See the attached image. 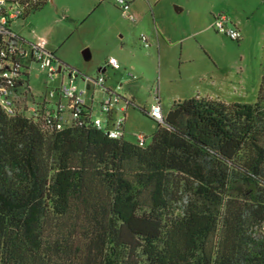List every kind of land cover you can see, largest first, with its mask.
Segmentation results:
<instances>
[{
    "label": "trees",
    "instance_id": "16d2710c",
    "mask_svg": "<svg viewBox=\"0 0 264 264\" xmlns=\"http://www.w3.org/2000/svg\"><path fill=\"white\" fill-rule=\"evenodd\" d=\"M23 1L21 20L44 4ZM0 28V50L26 43ZM4 61L17 67L0 75V264H264V77L256 103L175 101L133 143L108 136L101 103L96 127L58 88L36 101L29 68Z\"/></svg>",
    "mask_w": 264,
    "mask_h": 264
},
{
    "label": "rangeland",
    "instance_id": "374dc122",
    "mask_svg": "<svg viewBox=\"0 0 264 264\" xmlns=\"http://www.w3.org/2000/svg\"><path fill=\"white\" fill-rule=\"evenodd\" d=\"M128 2L130 7L122 9L118 0H44L38 11L13 22L14 33L26 42L22 63L29 68V88L36 101L73 80L92 117L105 123L98 106L106 95L99 86L95 90L92 86L104 61L114 59L120 68L105 64L103 85L134 104L128 109L125 135L133 143L139 133L148 143L154 132L155 123L140 110L150 109L156 89L164 114L173 102L191 98L227 105L257 102L264 77V0H232L237 10L254 9L244 26V42L231 41L213 30L192 36L186 12L177 13L174 8L172 12L171 0ZM165 37L171 43L180 42L167 48ZM156 38L165 51L160 53ZM41 41L46 52L54 55L56 68L62 64L61 72L51 76L30 60L31 48ZM262 93L264 105V86Z\"/></svg>",
    "mask_w": 264,
    "mask_h": 264
},
{
    "label": "built area",
    "instance_id": "2783aa9c",
    "mask_svg": "<svg viewBox=\"0 0 264 264\" xmlns=\"http://www.w3.org/2000/svg\"><path fill=\"white\" fill-rule=\"evenodd\" d=\"M27 1H35V0H27ZM120 3H122L124 6L122 9H127V5L125 4L124 0H118ZM17 2H24L23 0H0V26L5 25L7 22H13L15 20L19 19V16L21 14L20 7L17 5ZM132 19V18H131ZM214 27L217 33L222 34L229 38L231 41H239L241 39V33L238 29L231 27L228 25V18L224 14H219L215 17ZM0 33L1 28H0ZM5 34V37L13 36L5 31H3ZM141 40L144 43L145 47H148V42L144 37H141ZM9 41V40H7ZM13 56L17 57V60L21 61L26 56V52L23 49V45H12L9 43V45L6 47V49L0 50V58H6L7 56ZM30 60L34 63H36L41 70L47 71L51 76L54 75L57 72L56 66L51 62L50 54L46 52L45 50V42L41 41L38 45L33 46L31 48V51L29 53ZM9 59V58H7ZM11 61V60H10ZM4 61L0 63V70L1 76L4 78H9L12 74V72H8L7 69L10 68H16L17 67V61L11 62ZM5 65V68L3 66ZM108 65L111 66L114 69H119V64L114 60L111 59L108 62ZM128 76L132 79H135L136 77L128 73ZM93 83L95 87L99 86V88L105 93L104 88L102 89V85L104 83V79L102 77L96 78V80H93ZM118 89V88H117ZM57 95H60L64 98H68L71 100L72 105L75 107V111H79V106L84 105V99L78 93V89L73 84V81L70 80L68 84H61L60 87H58V91L56 92ZM106 97L101 102L100 109L103 113H109L113 112L117 108V104L119 102V96L115 92L107 91L105 93ZM49 98H52L54 96V92H50L48 94ZM129 104V103H127ZM0 105L1 107L7 112L12 113V101L9 97V93L6 87L2 86L0 87ZM59 109H64V105L60 104ZM32 111H34V108H31ZM148 117L153 120L155 123L162 124L163 123V111L161 108L160 103L155 100L153 105L150 107V110L148 111ZM59 120H63V117H60ZM123 117L116 118L111 121V128H108V136L110 138H119L123 135ZM94 125L96 127H100L102 125V122L100 119H94ZM57 128H60V124H57ZM137 140L140 142H143L144 136L143 134H137L136 135Z\"/></svg>",
    "mask_w": 264,
    "mask_h": 264
},
{
    "label": "crops",
    "instance_id": "0c3cea01",
    "mask_svg": "<svg viewBox=\"0 0 264 264\" xmlns=\"http://www.w3.org/2000/svg\"><path fill=\"white\" fill-rule=\"evenodd\" d=\"M99 1H103V0H99ZM124 2L127 5V8H129L130 3L128 2V0L124 1ZM235 6L236 5H234V6L232 5V0H171L170 5H169V9H171V11L173 12V8H174V10L177 13L186 12V17L188 18L187 21L190 24V27L192 28V33H191L192 36L193 35H200L203 33H210L211 30L216 32L215 27H214L215 17L219 14H224L228 18V25L231 27H235L236 29H238L240 31L241 39L238 42H244L247 39L246 38V29L244 28V26L246 24V21L249 20V17L254 14V9L246 10L245 8H240L239 10H237L235 8ZM167 10H168V8H167ZM243 12H248V13L245 14V16H241V13H243ZM170 39L171 38H168V37L162 38L163 41L166 40L169 43L167 48L170 45L172 47V45L176 44L177 42H180V41H177L176 43H171V41H169ZM146 41H148V40L146 39ZM156 42H157V47L160 50V53H161V51L162 52L165 51L163 46L158 41V38H156ZM173 42H175V41H173ZM148 47H149V45H148ZM104 63L108 64V61L105 60ZM105 64H104L103 68H100L98 70V74L96 77H98V75L101 74L102 77L104 78V73H105L106 67H107ZM104 82H105V79H104ZM86 83H87L86 89H89V84H88V82H86ZM61 84H65V83H61ZM92 88H93V90H95V85H93ZM105 88H109V87H105ZM80 94H83V92H81ZM93 95H94V93L92 92V94H91L92 103H93V97H94ZM155 100H157L161 105V100H160V95H159L158 89H156L154 92V102H155ZM129 102H130V100L128 98L122 97V99L119 100V102L117 104V108L111 114L113 119L120 118V117L124 118L123 130H124L125 135H126V130H127V120L130 117L128 114V109H129V107H132L131 105L127 104ZM84 105L87 106L85 99H84ZM161 108H162V105H161ZM168 109H166V111ZM94 119H100V118L95 117ZM107 125H108V128H111V126H112L109 122L107 123ZM139 134H143V133H139ZM143 136L146 137L144 134H143ZM124 138H125V136H124Z\"/></svg>",
    "mask_w": 264,
    "mask_h": 264
},
{
    "label": "clouds",
    "instance_id": "9594fccd",
    "mask_svg": "<svg viewBox=\"0 0 264 264\" xmlns=\"http://www.w3.org/2000/svg\"><path fill=\"white\" fill-rule=\"evenodd\" d=\"M109 66V65H108ZM103 78V77H102ZM104 79V78H103ZM104 84V83H103ZM189 202H190V194L189 193H184V194H182V196H181V200L180 201H178L177 203L179 204V205H182V206H184V207H187V205L189 204Z\"/></svg>",
    "mask_w": 264,
    "mask_h": 264
},
{
    "label": "water",
    "instance_id": "95a60500",
    "mask_svg": "<svg viewBox=\"0 0 264 264\" xmlns=\"http://www.w3.org/2000/svg\"><path fill=\"white\" fill-rule=\"evenodd\" d=\"M84 55H85V57H86V59H89V52L88 51H86L85 53H84ZM60 70V68H58V71Z\"/></svg>",
    "mask_w": 264,
    "mask_h": 264
}]
</instances>
